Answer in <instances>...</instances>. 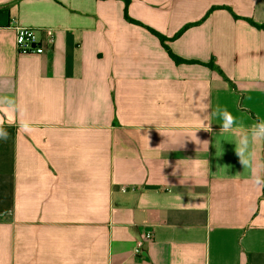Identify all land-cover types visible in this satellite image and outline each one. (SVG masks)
Segmentation results:
<instances>
[{
    "label": "crops",
    "instance_id": "0c3cea01",
    "mask_svg": "<svg viewBox=\"0 0 264 264\" xmlns=\"http://www.w3.org/2000/svg\"><path fill=\"white\" fill-rule=\"evenodd\" d=\"M250 20L264 0H0V264H264V185L234 144L264 120Z\"/></svg>",
    "mask_w": 264,
    "mask_h": 264
},
{
    "label": "clouds",
    "instance_id": "9594fccd",
    "mask_svg": "<svg viewBox=\"0 0 264 264\" xmlns=\"http://www.w3.org/2000/svg\"><path fill=\"white\" fill-rule=\"evenodd\" d=\"M213 115L218 116L222 121L221 132H234L236 127H238L236 117H234L226 108H220L217 106ZM202 128L205 131H212L210 123L205 124ZM25 130L27 131L28 129L25 128ZM7 135V132L0 127V139H7ZM258 141H264V120L259 119L246 130L238 132L234 144L235 152L239 157L240 163L244 168L252 171L255 183L260 186L264 185V179H262L257 172L258 169L264 168V164L256 161L253 151V145Z\"/></svg>",
    "mask_w": 264,
    "mask_h": 264
},
{
    "label": "built area",
    "instance_id": "2783aa9c",
    "mask_svg": "<svg viewBox=\"0 0 264 264\" xmlns=\"http://www.w3.org/2000/svg\"><path fill=\"white\" fill-rule=\"evenodd\" d=\"M16 46L20 52L29 53H42L44 48L36 44V33L35 29L32 27H19L16 31ZM123 189H125L123 187ZM152 238L151 232H146L143 234L142 238L136 243L135 253H139L143 247L146 240Z\"/></svg>",
    "mask_w": 264,
    "mask_h": 264
},
{
    "label": "trees",
    "instance_id": "16d2710c",
    "mask_svg": "<svg viewBox=\"0 0 264 264\" xmlns=\"http://www.w3.org/2000/svg\"><path fill=\"white\" fill-rule=\"evenodd\" d=\"M130 20H133V19H131V18H129ZM135 23H140L139 21H136V20H133ZM250 22L251 23H253V24H256L255 22H253L252 20H250ZM256 25H258V26H260V27H263L264 26V24H256ZM151 31H153L159 38H160V40H161V42L163 43V45L166 47V49L168 50V52L173 56V58L176 60V61H185L184 59H182V58H180V57H178L177 55H175V54H173L172 52H171V50H170V48H169V46L167 45V41H168V38L167 37H165L164 35H162L161 33H159V32H157V31H155V30H153V29H151ZM188 62V61H187ZM191 62V61H190ZM210 66L211 67H215L214 66V64H210ZM221 71V70H220ZM221 73L223 74V72L221 71Z\"/></svg>",
    "mask_w": 264,
    "mask_h": 264
}]
</instances>
